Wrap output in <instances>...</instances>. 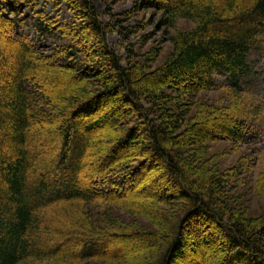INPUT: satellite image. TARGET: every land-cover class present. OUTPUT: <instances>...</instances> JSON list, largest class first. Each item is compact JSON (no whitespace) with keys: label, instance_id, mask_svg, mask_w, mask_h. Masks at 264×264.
Returning <instances> with one entry per match:
<instances>
[{"label":"trees","instance_id":"trees-1","mask_svg":"<svg viewBox=\"0 0 264 264\" xmlns=\"http://www.w3.org/2000/svg\"><path fill=\"white\" fill-rule=\"evenodd\" d=\"M50 1L67 24L0 0V264H264L251 166L213 152L248 148L262 128L243 90L264 0H138L161 26L193 25L154 68L157 51L109 46L120 22L91 0Z\"/></svg>","mask_w":264,"mask_h":264},{"label":"rangeland","instance_id":"rangeland-1","mask_svg":"<svg viewBox=\"0 0 264 264\" xmlns=\"http://www.w3.org/2000/svg\"><path fill=\"white\" fill-rule=\"evenodd\" d=\"M35 7L36 12L42 11L48 18L54 19L58 23L67 24L71 20V14L67 8L62 5L54 6L50 0H30ZM106 1V2H105ZM91 0L96 11L100 14L103 23L111 22L109 15L120 23L115 25L114 31L107 36V42L113 50L124 59V48L132 46L135 52L146 54L150 51H157L158 60L152 64L153 68L161 62L170 51L168 42L169 36L177 31L192 29L193 25L189 22L179 21L174 28L161 26V14L157 11H141L135 6L138 0ZM24 32L30 38H34L35 24L32 15L29 16ZM112 20V21H114ZM128 29V30H127ZM49 42H51L49 40ZM251 74L248 79L251 88L244 91V100L248 107L254 105L260 107L264 118V40L260 50L248 57ZM217 86H223L228 79L222 73H216L214 77ZM48 87V86H47ZM219 92H209L205 96L213 101L220 98ZM52 146V144H51ZM46 142H42L39 149L48 154ZM224 144L215 146L213 152L222 155L225 166H233L240 157H246L251 167L244 169L246 177L245 200H248L250 214H264V188L260 189V176L264 174V120L259 135L255 136L254 142L248 148L229 150ZM259 189V191H258Z\"/></svg>","mask_w":264,"mask_h":264}]
</instances>
